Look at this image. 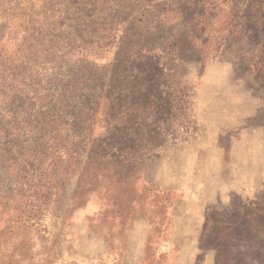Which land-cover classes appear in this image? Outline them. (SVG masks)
I'll list each match as a JSON object with an SVG mask.
<instances>
[{"label": "rangeland", "instance_id": "rangeland-1", "mask_svg": "<svg viewBox=\"0 0 264 264\" xmlns=\"http://www.w3.org/2000/svg\"><path fill=\"white\" fill-rule=\"evenodd\" d=\"M177 1L0 0V264H264V0ZM52 119L74 158L16 230Z\"/></svg>", "mask_w": 264, "mask_h": 264}, {"label": "trees", "instance_id": "trees-1", "mask_svg": "<svg viewBox=\"0 0 264 264\" xmlns=\"http://www.w3.org/2000/svg\"><path fill=\"white\" fill-rule=\"evenodd\" d=\"M212 4L213 6H211ZM172 5L173 4H169L161 8H157L158 13L163 14L164 12H168V10L172 9ZM174 7L180 13H187L189 16H203L205 10L204 2L201 0H178L174 3L173 8ZM215 7L216 4L214 1L207 5V8H209L210 11H212ZM106 38L107 37L103 38V44L106 43V45H108L113 43L114 38L111 40H106ZM188 44L189 41H187V38H180L178 39V43L174 45L180 46ZM113 70H116L114 66ZM56 120L57 119H52L50 121V130L43 134L40 144L41 150H39L38 156H36L37 152L36 154L34 153L35 156L30 154L31 159L35 160V164H33V171L27 179V187L22 189L19 194L21 207L14 222L17 223L15 224L16 230H25L29 228L28 226L33 225L34 222L39 219V216L43 215L44 209L52 201L53 195H55V175L53 171H55V169H57V165L61 163V158H64L63 155H66L67 158H74L73 152L71 151V145H68V141L66 140L68 135L64 133V130H62L63 122L62 120L56 122ZM109 147L110 145L108 144L106 148ZM113 148L121 153L124 151V148L121 149L120 146H114ZM125 148L136 151L134 146H128ZM101 154L104 156L103 152H101ZM112 155L115 154L113 153ZM142 155H145V153ZM27 251L28 250L23 248V246L20 247L19 252L16 254L20 257V259H15L14 249L11 248L7 264H30L26 262ZM217 259H220L219 256Z\"/></svg>", "mask_w": 264, "mask_h": 264}]
</instances>
